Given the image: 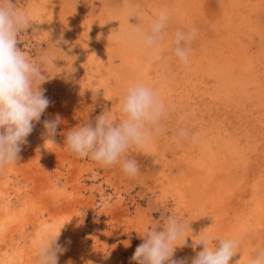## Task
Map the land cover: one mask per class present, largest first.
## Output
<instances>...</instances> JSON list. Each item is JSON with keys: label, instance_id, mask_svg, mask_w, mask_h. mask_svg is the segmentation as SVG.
Here are the masks:
<instances>
[{"label": "bare ground", "instance_id": "6f19581e", "mask_svg": "<svg viewBox=\"0 0 264 264\" xmlns=\"http://www.w3.org/2000/svg\"><path fill=\"white\" fill-rule=\"evenodd\" d=\"M152 1L154 12L150 17L137 15L126 19L122 11L119 18L99 6L98 0H81L78 7H74L73 0H44L51 17L57 18L71 34L76 33L73 45L90 65L85 68V74L90 72L103 87L107 102L101 114L109 111L110 118L117 119L120 96L137 81L155 87L168 105L163 130L149 147L155 148L159 137L171 143L168 147L172 160L166 167L160 165V183L154 186L160 190L174 189L183 201V215L190 219L186 243L175 248L171 259L191 264L202 250V245L193 247L194 239L206 229L213 237L237 236L240 248L229 264H246L250 256L264 249V172L249 173L247 162L248 156L264 158V146L255 149L254 155V152L249 154L248 142L230 126L244 117L250 127L261 128L259 133L264 143V55L249 54L247 42L263 34L258 19L264 12V0H223L214 13L205 6L206 0ZM161 9L169 13L159 49L161 55L171 31L194 29L200 34L207 26L216 28L212 39L202 45L200 53L189 57L188 64L180 65L171 56L167 60H171L169 64H156L154 54L134 39V26L147 30ZM196 9L200 22L199 18L194 20ZM177 12L180 20L173 25L170 15ZM204 18H210V22L202 24ZM212 46L218 50L227 47L223 59L210 56ZM54 94L61 105L56 102L57 110L55 104L45 109L43 118L34 122L27 143L21 146L17 163L0 170V264H35L39 245L51 235H58V244L63 249L57 254L58 264H136L129 245L112 250L106 247L109 235L122 240L121 233L109 234L108 225L115 219L128 223L131 220L124 195L127 191L111 181L112 175L107 171H103L104 180L94 184L101 177L97 171L99 165L67 151L66 134L72 129L67 126L66 130V124L63 125L67 119L63 122L60 114L64 111L57 112L59 105L69 112L71 100L63 93ZM77 108L79 105L70 111L73 119L78 115ZM181 116L184 120L178 123ZM57 118L60 122L55 136L51 137L52 144L47 142L44 121ZM62 125L66 131L58 134ZM180 127L190 134L198 133V138L177 143L174 137ZM84 176L90 177L93 184L86 186ZM104 183L111 186L110 192L105 191ZM113 211L117 214L110 221H100L116 213ZM80 212L90 219L89 223ZM134 218L130 222L143 243L146 226L140 224L139 216ZM122 251L127 254L123 255Z\"/></svg>", "mask_w": 264, "mask_h": 264}, {"label": "clouds", "instance_id": "9594fccd", "mask_svg": "<svg viewBox=\"0 0 264 264\" xmlns=\"http://www.w3.org/2000/svg\"><path fill=\"white\" fill-rule=\"evenodd\" d=\"M169 21V13L161 9L147 30L134 26V39L153 53L155 60L159 54L164 30ZM27 13L17 7L13 0H0V170L14 165L19 159L21 146L27 143V137L33 131L34 122L49 106L40 85L47 79L45 70L54 64V58L44 54L29 58L17 47L19 37L29 28ZM195 30L188 32L177 30L170 42L172 56L179 63H189L190 45ZM168 114V105L158 90L144 81L130 84L119 98V117L110 118L106 111L96 118L94 125L84 123L66 134L64 146L78 158H87L101 167L119 165L129 178L139 174V165L135 159L127 157L131 149L144 151L152 139L163 130L162 121ZM184 116L179 118V122ZM59 118L44 121L49 139L56 134ZM193 141L198 133H189L183 127L178 128L175 141L187 139ZM186 225L183 219L169 215L162 230L154 222L143 233L140 244L132 257L138 264H185L184 260L171 259L175 248L186 243ZM60 232V230H59ZM194 239L193 247L202 245V250L191 260V264H229L238 253L240 239L235 235L213 237L206 229ZM63 249L58 244V235L48 236L36 251L35 264H58V253ZM246 264H264V249L250 256Z\"/></svg>", "mask_w": 264, "mask_h": 264}, {"label": "rangeland", "instance_id": "374dc122", "mask_svg": "<svg viewBox=\"0 0 264 264\" xmlns=\"http://www.w3.org/2000/svg\"><path fill=\"white\" fill-rule=\"evenodd\" d=\"M206 1L207 2L205 6L210 9L211 13H214L215 11H217V9L219 8L220 2H222L223 0H206ZM13 2L17 4L18 8L23 9L27 13L29 20H30L29 28L26 29L19 37L20 40L18 42L17 47H19L22 51H24L25 54L29 58H37L44 54L50 55L51 57L54 58V61H53L54 64L49 65L47 69L45 70V75L47 79L40 85L41 89L44 91L45 97L48 100L53 99L55 101V103L52 102L53 100L49 101V105L52 107L55 104L54 109L57 110L56 108L58 106V103L56 102H59V101L55 98L54 93L56 92L63 93L69 96L71 100L69 112L68 110L66 112L65 108H62L59 102L60 108H58L59 112L57 113L64 111V112H61L60 115H61V119L63 120V122L65 119H67L65 120L66 123L64 122L63 124V125L66 124L65 125L66 130L68 128L73 129L74 127H79L80 125L84 123H92L94 125L96 118L99 115H101V108L104 105V103L107 102V98H106V93L103 90V87L99 84L98 80L94 78L90 72H88L89 74H85L86 73V71H84L85 68H89L90 65L88 63L87 58L81 54V51L79 52L78 49L76 50V47L73 45L75 44L74 43L75 37L73 35L76 36V33L71 34L72 32L71 31L68 32L69 30L67 28L65 29L62 28L61 23L57 22L58 21L57 18H55L54 16L51 17V13L48 10V8H46L44 0H13ZM98 3H99V6L102 5L103 8L109 9L111 13L116 16L121 15L120 13L122 11L123 16L122 15L121 16L126 19L134 18L137 15H147L150 17L154 12L153 7H152L154 2L152 0H98ZM72 4L74 5V7H78L81 4V0H73ZM201 9L202 7H198V10H201ZM198 10H197V13L194 12L195 13L194 20L199 18V22H200L201 17H200ZM125 13L126 15H124ZM184 13L187 14L186 11ZM206 15L209 16L208 13ZM122 17L119 16V18H122ZM170 18H171L170 23L174 25L176 22H178V20H180L178 19L179 12H177V14H174V13L171 14ZM209 19L210 18H204V20L201 21L202 24L209 23L210 22ZM258 20H259L260 26L262 24L263 34L259 36L251 37L250 39L247 40L249 44V54L253 56L264 55V12L260 14V17ZM175 32L176 31H174L173 33L171 31L169 34L171 37L169 38L167 37V42H166L167 45H164L163 54L162 55L160 54L162 58L158 60L156 64L160 63L163 65H167L170 63L172 59H175V57L172 56L171 50H170V42ZM214 33H216V28L214 26L205 27L200 34H197L195 32L194 39L192 40L191 45H190L189 57L194 53H200L202 51L201 49L202 45L204 43L207 44L206 41H210ZM225 50H227L226 46L224 47L222 46V49H219V50L215 48L214 46H212L210 47L209 54L215 60L223 59ZM170 56L172 57L171 60L167 61ZM180 65H182V63H180ZM253 75L256 76L257 73H253ZM77 101L80 104H78ZM50 102H52L53 104H51ZM78 105H79V108H77L78 112H76L78 115H76V117H74L73 119L72 118L73 116L70 115L71 114L70 111L72 110V108ZM63 113H65L64 115L65 117L62 115ZM67 114L68 116H66ZM245 114L247 116V112H245ZM43 116L44 114L41 115L40 119H42ZM63 125L59 129L60 131L57 132L58 134L61 132V130L66 131L64 130ZM71 125H74V126H71ZM230 129L235 134L245 138V140L249 144L248 145L249 147H247L249 149L248 150L249 154L252 155V153L254 152L253 153L254 155L255 149L257 150L261 148L260 146L262 147L264 146L263 139L259 133L261 131V128L255 127V126L250 127V125L247 123L244 117L241 118V120H239L238 122H234L230 126ZM256 135H258L257 136L258 138L256 137ZM254 139H255V142H258V143H255ZM157 140H158L157 143H159L158 145L161 148L156 143V146H155L156 149L154 147L152 148V150L155 149L156 151L155 150L152 151L151 147H149L148 145L147 149L144 151H138L136 149H131L126 154L128 158L135 159L139 165L140 171H139V174L135 178H129L124 173H122V170L121 168L118 167V165L107 167V168L101 167V166L98 167V170H97L99 173L98 176H101V177H97L96 178L97 180L94 182V184L97 185V183L99 184L101 181L104 180L102 176L106 177L105 175L106 173L103 171L109 172V174L112 175L111 181H113L114 183L117 182L116 184H118L121 189L124 188V190L127 191L124 194L125 200L128 202L127 206H129V210L132 213V214L130 213L131 220L129 219V223L128 221H122L123 222L122 224L121 220L117 221V219H115L116 221L114 220L111 223V225H108L109 234L121 233L122 235V238H121L122 240L120 241L112 238L110 235L109 237H107L106 247L108 250H112L114 247L121 248L124 245H129L128 248H130L132 257H133L136 248L140 244H142L140 239L137 237L135 226H132V223L130 222V221L133 222L135 219L134 217H137V216L141 218L140 224L142 225L144 224L146 226V230H148V228L151 227V225L154 222L158 224L157 230H162L160 226H163L164 221L167 219L169 215H175L178 218L183 219L186 225L190 224V219L183 215L184 214L183 205H182L183 201L182 199H180L178 194H175L176 192L174 191V189L173 191H171L172 188H162V190H160L161 188L160 189L155 188L154 186V184L157 185L160 183L159 181V178L161 176L160 165H163L164 167H166V165L169 164L170 159L172 160V156H171L172 153L171 151H169L170 147H168L169 145H171V143H166V141H164L166 139L163 137L161 138L159 137ZM160 149H162L161 150L162 153L160 152ZM263 160L264 158L261 157L260 159V156L258 155H256L255 158L248 156L247 162H248V165H250L249 173H252L253 171L254 172L255 171L264 172L263 170L264 161ZM119 174L121 176H119ZM83 179L86 180L85 182L86 186L93 184L90 181L91 179L90 177L84 176ZM103 186L106 192L111 191L110 185L107 186L104 183ZM150 189L153 192H151ZM163 190L164 191L167 190V191L164 192ZM86 194L87 192L85 193V197L87 196ZM159 195L160 197H158ZM175 195L178 198L175 197ZM96 200L98 201L99 197H97ZM135 209L137 212L135 211ZM116 211H113V212H116ZM133 211L135 214L133 213ZM81 213L82 212H80V214ZM114 214L116 216L117 212L112 213V214L110 213L105 218H101L100 221H104V222L110 221L111 217H115ZM81 216L83 215L81 214ZM95 216H96V212H94V217ZM83 219L85 220L86 223H89L90 221V219L86 216L85 217L83 216ZM89 227L91 228V226ZM122 254L126 255L127 253L122 251ZM136 264H138V262H136Z\"/></svg>", "mask_w": 264, "mask_h": 264}]
</instances>
